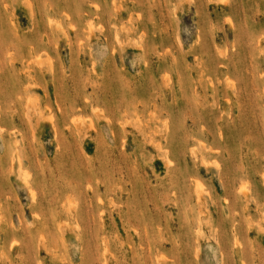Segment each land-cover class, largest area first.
I'll list each match as a JSON object with an SVG mask.
<instances>
[{
    "label": "rangeland",
    "instance_id": "rangeland-1",
    "mask_svg": "<svg viewBox=\"0 0 264 264\" xmlns=\"http://www.w3.org/2000/svg\"><path fill=\"white\" fill-rule=\"evenodd\" d=\"M0 264H264V0H0Z\"/></svg>",
    "mask_w": 264,
    "mask_h": 264
}]
</instances>
